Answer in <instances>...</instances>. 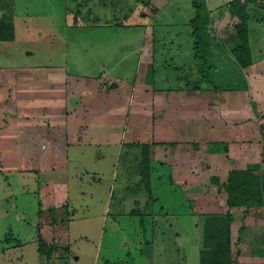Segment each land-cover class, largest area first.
<instances>
[{
	"label": "rangeland",
	"instance_id": "obj_1",
	"mask_svg": "<svg viewBox=\"0 0 264 264\" xmlns=\"http://www.w3.org/2000/svg\"><path fill=\"white\" fill-rule=\"evenodd\" d=\"M176 2L172 0L170 6H176ZM139 7L138 0H0V25L4 24L0 31L3 35L0 37V129L4 126L6 106L12 110L9 114L16 116L17 91L36 87V79L25 80L27 77L51 75L55 76L57 86L69 79L67 87L73 92L104 93L108 84L101 78L105 73L108 79L116 77L134 85L141 72V50L154 46L156 76L168 73V83H160L162 86L177 85L173 77L177 69L173 66L180 62L183 68L179 74L186 86L196 80L194 69L199 71L200 67L209 73L211 82L204 77L197 82L215 87L218 92L214 89L211 93L215 96L210 104L213 122L201 129L209 125L215 129L217 140L237 141L244 137L242 119L248 118L245 136L252 143H262L259 160L263 161L264 138L259 129L264 118L246 92L249 76L232 53L234 40L229 41L231 44L224 41L230 35L216 36L210 29H202V61L200 66H195V37L193 19L188 17L189 7L179 5L174 17L162 14L152 20L140 17ZM248 27L254 57H263L264 23L251 19ZM119 95L120 116L115 117L119 122L113 132H99V139L112 142L75 145L69 149L67 194L62 198L67 206L57 215H62L64 224L69 225L71 243L60 248L57 260L52 263L150 264L143 249L152 244L151 264H201L204 215L226 211L219 205L225 196L206 191L212 186L208 179L216 173L226 182L227 152L218 146L211 154L216 160L206 159L202 144L196 148L195 156L200 165L186 158V176L191 166L200 167V198L194 200L173 175L171 162L162 158L161 150L170 157L175 148L163 146L159 150L143 139L146 144L129 143V133L137 129L141 117L138 110L134 112L128 106L129 95L126 92ZM113 101L112 105L117 102ZM8 102L14 105L4 104ZM109 114L115 113L108 111ZM6 123L11 125V119ZM140 134L145 136V131ZM256 149L253 156L258 157ZM2 158L0 152V249L11 245L12 251L10 258L0 257V264H23V251L16 242L30 240L33 226L17 220L19 213L15 205L20 210L26 208L28 219H34L37 201L33 189L44 180L37 181L33 176L8 169L2 171L5 166ZM8 192L13 195H7ZM235 214L233 251L236 254L239 250V256L234 264H264V236L257 237L262 229L256 228L263 222V212L250 216L240 209ZM243 223L250 224V228L238 242ZM36 245L31 241L26 245L28 264H38ZM45 248L47 254L53 251Z\"/></svg>",
	"mask_w": 264,
	"mask_h": 264
},
{
	"label": "crops",
	"instance_id": "obj_2",
	"mask_svg": "<svg viewBox=\"0 0 264 264\" xmlns=\"http://www.w3.org/2000/svg\"><path fill=\"white\" fill-rule=\"evenodd\" d=\"M234 1L206 0L208 14L212 20L209 25L211 34L216 36L230 35L229 40H224L228 41L229 44H231L229 41L234 40L233 37L237 35L236 25L239 22L238 16L230 12ZM248 1H250L247 7L249 21L253 19L264 23V0ZM171 2L172 0H138L140 5L138 15L151 20L162 14H169L174 17L175 12L180 9L179 5L184 4L189 7L188 17L191 20L195 18L196 11L193 7V0H177L176 6H170ZM250 47L253 62L244 68L250 81L246 92H248L251 101L255 102L257 112L264 118V56L255 58L251 43ZM142 50L141 72L134 85L130 86L123 79L116 77L108 79L105 73L101 78L102 82L108 84L104 93H89L88 91L79 93L78 91L69 90L67 87L69 86L67 85L69 79H66L64 85L57 86L55 76L48 75L45 78L38 74L25 79H36V87L31 89L24 87L25 90L22 88V90L17 91V98L15 99L16 116L9 114L12 110L8 109L9 106H6L7 113L4 115V122L2 123L4 126L0 129V152L3 156L2 162L5 165L1 168L2 171L5 172L8 169L11 172L16 171V173L33 176L37 181L44 180L41 186L38 182L37 188L33 189V195L36 196L37 201V205L33 209L36 215L33 216L34 219L31 217L30 220L28 219L24 213L26 208L22 207L21 211L15 205L17 213H19L17 220H23L24 224L33 226V235L29 238L30 240L23 241L21 239L16 242V246L18 245L23 251L21 255L23 264H28L25 248L30 241L37 244L35 258L38 264H55L52 261L57 260L56 257L60 248L71 243L69 225L64 224L62 215H57V213L64 211L63 209L67 206L63 199L67 194L65 186L69 179L66 174L69 171L70 163L69 149L75 145H96L103 142L109 144L112 142L111 139L102 140V137V139H99V136H101L99 132L101 130L113 132L116 122H119V119L117 120L115 117L120 116L121 107L120 99H118L120 93L126 92L129 95L128 106H131L134 112L138 110V116L141 117L138 121L139 124L136 125L137 129H133L130 132L131 134L129 133V143L134 146L141 145L146 144V142H143L145 140L152 142L154 148L159 150L163 146L166 149L169 146L175 148L176 150L171 151L170 157L168 153L164 154L165 152L163 153L161 150L162 158L165 157L167 161L171 162L173 175L183 186L184 191L192 196L194 200L200 198V178L198 176L200 167L191 166L186 176L185 171L187 169L184 165L186 164V158H191L193 163L197 161L200 165V160L196 159L195 156L198 153L196 148L201 147L202 144L205 146L203 153L206 155V159H215L211 154L213 149L218 146L227 149L225 154L227 157L224 163H228V172L246 169L251 164H261L264 168V163L259 160L262 143H259V141L252 143L245 136L246 131H248L245 125L248 123L246 121L248 118L242 119L243 122H241V125L244 126L241 128V134L242 137L246 138H238L237 141L217 140L215 129L209 125L206 129H201L204 124L213 122L210 104L214 95L211 93L214 89L216 91L217 89L202 86V83L197 82V79L202 78L200 71H196V69L192 71L193 78L195 77L196 80L193 81V84L186 86L182 82L183 76L179 74V70L183 68V63L180 62L179 65L173 66L177 69V72L173 74V77L177 80V85L175 87L162 86L161 84L168 83L166 81L168 73L163 72L164 76H156L155 47L150 46L149 49L144 48ZM194 58L197 61L196 66L198 60L196 56ZM205 75L206 81L211 82L208 76L209 73ZM109 84H111V87H108ZM223 98L225 101L228 99ZM113 100H117V102L112 105ZM108 103L111 105H108ZM4 104L14 105L9 102ZM108 111L115 114L107 116ZM233 116V114L229 115L231 120ZM8 119L9 121L11 119V125L6 123ZM259 130L264 138V129L260 127ZM140 131H145V136L140 134ZM254 148H257L258 157L253 156ZM156 153L159 154L158 151ZM213 160L210 162H214ZM235 163L238 166H234ZM213 166L217 167L216 164ZM214 176L218 177V174L214 173ZM219 179L223 182L221 177ZM195 185L197 186L196 192L194 190ZM190 188H192V191H190ZM7 195L11 196L13 194L8 192ZM221 207H225L226 211L228 210L226 206ZM240 209L245 211V215L252 216L251 214L254 212L260 211L264 214L263 207L247 209L244 206H238L230 209L234 246L235 212ZM6 212L8 213L7 210ZM261 220L263 222L258 223L259 225L256 226V228L261 227L262 229L257 237L264 236V219ZM240 226L238 242L247 235L245 233L250 228V224L243 223ZM41 240L45 243V247L53 248V251L48 254L46 248L44 251H40ZM11 249V245L0 249V257L2 259L7 256L10 258Z\"/></svg>",
	"mask_w": 264,
	"mask_h": 264
},
{
	"label": "trees",
	"instance_id": "obj_3",
	"mask_svg": "<svg viewBox=\"0 0 264 264\" xmlns=\"http://www.w3.org/2000/svg\"><path fill=\"white\" fill-rule=\"evenodd\" d=\"M249 3L248 0H235L230 8V12L239 18L232 53L242 68L248 67L253 62L248 31L249 13L247 7ZM193 7L196 16L192 20L194 28L192 34L195 37V56L200 66L202 61L200 54L201 30L207 31L212 20L208 14L206 0H193ZM3 28L4 24H1L0 31ZM2 36L0 33V37ZM199 71L202 78L206 76L200 67ZM261 128L264 129V125ZM225 152H227L226 148ZM262 162L264 163V158ZM208 181L212 186L208 187L206 191L215 195H224L225 198L219 201V205L228 207V210L204 215L201 264H233L235 257L239 256V252L237 251L236 254L233 252L230 209L238 206H244L247 209L264 208V168L261 164H251L246 169L229 171L228 179L224 183L217 176L210 177ZM44 249L45 243L41 240L40 251H44Z\"/></svg>",
	"mask_w": 264,
	"mask_h": 264
},
{
	"label": "water",
	"instance_id": "obj_4",
	"mask_svg": "<svg viewBox=\"0 0 264 264\" xmlns=\"http://www.w3.org/2000/svg\"><path fill=\"white\" fill-rule=\"evenodd\" d=\"M143 254L147 258L148 262L151 264L154 259V245L147 244L143 249Z\"/></svg>",
	"mask_w": 264,
	"mask_h": 264
}]
</instances>
